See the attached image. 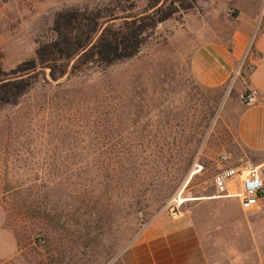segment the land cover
I'll list each match as a JSON object with an SVG mask.
<instances>
[{
	"label": "rangeland",
	"instance_id": "374dc122",
	"mask_svg": "<svg viewBox=\"0 0 264 264\" xmlns=\"http://www.w3.org/2000/svg\"><path fill=\"white\" fill-rule=\"evenodd\" d=\"M229 1L197 0L159 23L125 60L89 64L57 80L46 69L45 79L0 108V264H122L146 225L171 216L174 197L214 194L219 154L256 164L260 154L237 139L235 115L224 108L235 81L211 86L192 65L197 35L209 22L228 33L243 20L239 11L253 10L252 0ZM110 2L0 0V69L51 40L58 11ZM145 105L148 111L135 112ZM226 210L243 216L237 198L198 208L206 215ZM244 213L264 239V199Z\"/></svg>",
	"mask_w": 264,
	"mask_h": 264
},
{
	"label": "crops",
	"instance_id": "0c3cea01",
	"mask_svg": "<svg viewBox=\"0 0 264 264\" xmlns=\"http://www.w3.org/2000/svg\"><path fill=\"white\" fill-rule=\"evenodd\" d=\"M252 2L253 10L245 14L239 11V17L244 18L228 33L216 31L210 22L207 24L204 32L197 35L201 41L192 55V65L197 77L211 86L223 87L235 81V96L224 108L228 115H235L237 139L245 148L260 154L256 164H261L264 163V12L260 14V0ZM249 88L258 91L257 102L252 106L240 99ZM209 197L190 200L188 208L177 217L165 214L155 217L123 251L122 264H264V239L250 228V216L242 209V218L234 217L228 210L215 215L198 212L206 202L215 200L224 206L230 199L214 194Z\"/></svg>",
	"mask_w": 264,
	"mask_h": 264
},
{
	"label": "trees",
	"instance_id": "16d2710c",
	"mask_svg": "<svg viewBox=\"0 0 264 264\" xmlns=\"http://www.w3.org/2000/svg\"><path fill=\"white\" fill-rule=\"evenodd\" d=\"M197 0H111L93 9L58 11L53 38L8 71L0 69V108L15 104L46 69L53 80L89 64L108 66L134 56L157 25L192 9ZM41 76V77H40Z\"/></svg>",
	"mask_w": 264,
	"mask_h": 264
},
{
	"label": "built area",
	"instance_id": "2783aa9c",
	"mask_svg": "<svg viewBox=\"0 0 264 264\" xmlns=\"http://www.w3.org/2000/svg\"><path fill=\"white\" fill-rule=\"evenodd\" d=\"M258 91L249 88L241 95L244 104H256ZM218 171L212 177L214 196L237 198L244 212L261 207L264 199V163L255 164L249 160H236L231 152H224L217 158ZM180 196V195H179ZM179 196L171 200V217L180 214L182 201Z\"/></svg>",
	"mask_w": 264,
	"mask_h": 264
},
{
	"label": "bare ground",
	"instance_id": "6f19581e",
	"mask_svg": "<svg viewBox=\"0 0 264 264\" xmlns=\"http://www.w3.org/2000/svg\"><path fill=\"white\" fill-rule=\"evenodd\" d=\"M150 106L149 105H145V106H140V107H138V110L137 109H135V112L137 113V114H141L142 112H145V111H148ZM135 108H136V106H135ZM195 173H197V170H194V171H192L191 172V174H190V176H188V178L186 179V181H185V186L187 185V183H188V181H189V179L195 174ZM184 186V187H185ZM179 196V195H178ZM179 198L181 199V201L184 203V202H186V201H190V200H195L196 198H194V197H181V196H179ZM208 198H211V197H208ZM207 197L205 198V199H208Z\"/></svg>",
	"mask_w": 264,
	"mask_h": 264
}]
</instances>
